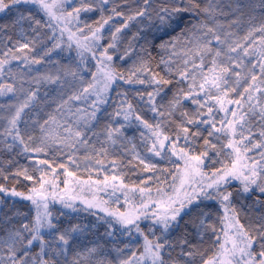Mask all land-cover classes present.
Returning <instances> with one entry per match:
<instances>
[{"label": "snow or ice", "instance_id": "1", "mask_svg": "<svg viewBox=\"0 0 264 264\" xmlns=\"http://www.w3.org/2000/svg\"><path fill=\"white\" fill-rule=\"evenodd\" d=\"M0 14V264H264V0Z\"/></svg>", "mask_w": 264, "mask_h": 264}, {"label": "trees", "instance_id": "2", "mask_svg": "<svg viewBox=\"0 0 264 264\" xmlns=\"http://www.w3.org/2000/svg\"><path fill=\"white\" fill-rule=\"evenodd\" d=\"M235 3L236 0H220V3L221 4H228V3ZM241 3L245 2V0H240ZM90 15L92 14H84L82 13V18H87L89 17ZM89 22H91L89 20ZM0 23H5V20L3 19V14H0ZM94 63V62H93ZM117 63H119V61H117ZM128 67V65H124L121 70H123L124 68ZM93 71H95V69L93 68ZM88 79H91V77L89 76ZM127 87V86H125ZM113 98L114 97V94H113ZM21 163H27V161L23 160L21 158ZM162 166H166V165H162ZM131 179H136V177H131ZM18 190H24V189H18ZM8 204L9 205H12L13 201L12 199H8L7 200ZM31 207L30 205V202H27V201H19V199L17 198V201H16V208L20 209L21 211H28V209ZM57 207H59V205H57ZM90 219H93V218H90ZM2 221H3V215H2V210H0V224H2ZM89 239H92L91 237ZM84 243H87V241L85 240Z\"/></svg>", "mask_w": 264, "mask_h": 264}]
</instances>
